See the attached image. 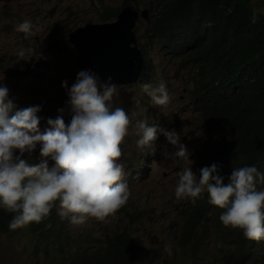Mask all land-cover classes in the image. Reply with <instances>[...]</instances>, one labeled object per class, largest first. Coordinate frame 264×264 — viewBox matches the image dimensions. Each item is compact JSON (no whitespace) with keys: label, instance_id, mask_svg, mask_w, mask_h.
<instances>
[{"label":"rangeland","instance_id":"obj_1","mask_svg":"<svg viewBox=\"0 0 264 264\" xmlns=\"http://www.w3.org/2000/svg\"><path fill=\"white\" fill-rule=\"evenodd\" d=\"M122 2L0 0V86L7 87L8 99L15 105L9 117L16 110L39 106L37 116L41 134L48 129L47 120L50 118L62 115L65 124H70L67 92L81 71L76 62L78 53L67 43L68 34L87 23H104L100 19L103 8L119 11L124 7ZM131 6L138 11H153L157 2L140 0L137 7ZM250 7L264 14V0H254ZM24 20H31L38 30L34 28L28 35L16 31L17 25ZM115 20L111 18L107 22ZM134 31L138 47L149 52L150 78L132 85L117 86L118 94L110 102L112 110L123 108L131 121L128 135L120 146L122 156L118 161L124 165L126 176L123 183L131 193L126 205L116 213L115 219L109 217L107 222H101L89 218L79 226L72 225L68 219L62 220L54 206L56 218L46 239L44 232L47 229L40 232L35 222L0 233V264H59L64 257L83 249L102 246L101 243L108 238H112L113 244L115 233L123 231H128L144 245V251L138 254L137 264L190 263L187 248H182L178 242L183 212L188 208L189 199H177L175 188L183 169L191 167L199 176V159L206 154L204 143L211 137V132L205 128V118L196 110L187 92L191 88V79L187 66L182 64L185 61L173 59L171 51L156 44L147 21L139 18ZM28 62H31L36 76L6 79L3 72L8 66L23 70ZM37 62L45 65L35 68ZM64 81H67V88L61 87ZM161 81L166 85L170 101L167 105L157 106L143 90V85L150 84L155 88ZM60 109H64L63 113L58 111ZM141 120L157 129L156 139L150 147L143 149L136 144L139 136L135 124ZM162 130H174L180 135L181 143L189 152L191 165L190 161L182 158L165 159L162 153L175 149L167 143ZM211 145L207 143L206 148L210 149ZM39 149L37 144L33 152H25L20 158L30 165L37 164L40 162ZM14 154L20 155L18 151ZM52 164L49 161L50 167ZM223 168L227 169V164ZM258 171L264 173V157ZM257 188L264 190V184H258ZM207 215L208 219H200L202 224L197 227V236L205 226L204 242L208 252L205 262L214 264L219 260L215 238L221 235L219 229L223 224H219V208L211 207ZM169 244L172 246L171 256L164 251ZM259 264H264V260Z\"/></svg>","mask_w":264,"mask_h":264},{"label":"clouds","instance_id":"obj_2","mask_svg":"<svg viewBox=\"0 0 264 264\" xmlns=\"http://www.w3.org/2000/svg\"><path fill=\"white\" fill-rule=\"evenodd\" d=\"M149 13L150 10L147 20L141 19L148 21ZM34 28L38 30L31 20H24L17 25L16 31L28 35ZM139 50L143 54V68L137 82H143L141 77L150 56L146 49ZM150 68L151 60L147 74ZM189 77L191 79L190 73ZM117 86L124 85L101 83L94 73L79 72L67 92L70 124H65L62 115L50 118L47 120L49 127L43 134L38 128L39 106L16 110L9 117L15 105L8 99L7 87L0 86V208L14 214L8 231L31 222L36 223L40 232L48 230L44 222L52 216L56 218L54 206L62 220L68 219L72 225L79 226L89 218L101 222H107L109 217L115 219L116 213L126 205L131 193L123 183L126 176L124 165L118 161L122 156L120 146L128 135L131 121L123 108L112 110L110 107L113 97L118 94ZM61 87L67 88V81L62 82ZM143 90L157 106L167 105L170 101L163 81L155 88L144 84ZM191 90L192 83L187 92ZM58 111L63 113L64 109ZM135 128L139 136L137 147H150L156 139L157 129L142 120L137 121ZM162 132L167 143L175 149L163 152L165 159L190 161L180 135L174 130ZM37 144L40 145V162L30 165L20 157L25 152H33ZM17 151L20 155L14 154ZM49 161L53 162L51 167ZM217 164L201 168L199 176L191 167L183 169L179 173L175 197L189 199L190 204L191 200L195 201L207 192L209 203L224 210L219 216L223 226L241 229L249 240H264V190L257 188L258 184H264V173L254 165L232 169L225 184L226 169L223 166L226 164L219 165L223 170L221 173ZM164 251L171 256L172 246L166 245ZM260 256L262 262L264 250Z\"/></svg>","mask_w":264,"mask_h":264},{"label":"trees","instance_id":"obj_3","mask_svg":"<svg viewBox=\"0 0 264 264\" xmlns=\"http://www.w3.org/2000/svg\"><path fill=\"white\" fill-rule=\"evenodd\" d=\"M139 0H123L122 5L137 7ZM148 29L156 43L180 58L191 75L190 96L196 110L205 118L211 137L205 140L206 154L198 169L206 164H227L223 183L232 169L256 166L264 157V14L251 7L254 0H155ZM118 9L103 8L102 22L116 18ZM136 34V33H135ZM141 79L149 80L148 63ZM211 143L207 149L206 144ZM220 162V163H219ZM215 207L207 192L188 203L178 242L187 248L189 264L205 262V226L197 236L202 218ZM224 210L219 209V216ZM13 213L0 208V233L7 232ZM216 215V214H215ZM217 216V215H216ZM52 216L45 223L53 229ZM219 220V217H218ZM222 223L219 220V224ZM214 264H259L264 240L252 241L241 229H219ZM50 239V236L47 240ZM91 249L64 257L59 264H137L144 245L128 231L116 232L115 242L108 238ZM64 254V252H63ZM217 259V258H216ZM148 264H158L149 262Z\"/></svg>","mask_w":264,"mask_h":264},{"label":"water","instance_id":"obj_4","mask_svg":"<svg viewBox=\"0 0 264 264\" xmlns=\"http://www.w3.org/2000/svg\"><path fill=\"white\" fill-rule=\"evenodd\" d=\"M139 18L147 20L148 11L139 13L131 6H124L113 22L87 23L71 31L67 40L79 53L76 60L79 70L94 73L101 83L135 84L143 68V54L136 45L134 32ZM44 65V62L35 64L36 67ZM3 73L7 78L16 79L36 76L31 62L23 70L7 68Z\"/></svg>","mask_w":264,"mask_h":264}]
</instances>
